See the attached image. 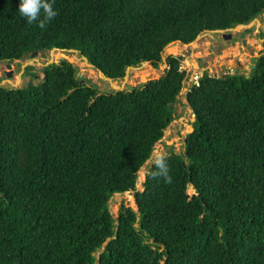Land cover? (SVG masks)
I'll list each match as a JSON object with an SVG mask.
<instances>
[{
  "label": "trees",
  "instance_id": "trees-1",
  "mask_svg": "<svg viewBox=\"0 0 264 264\" xmlns=\"http://www.w3.org/2000/svg\"><path fill=\"white\" fill-rule=\"evenodd\" d=\"M19 3L0 0V64L56 48L113 80L146 62L167 69L131 93L78 83L67 60L40 85L0 87V264H264V57L248 76L191 85L193 131L166 156L172 183L151 165L137 190L187 75L165 49L248 25L264 0H55L44 29ZM128 192L138 210L115 218L110 201Z\"/></svg>",
  "mask_w": 264,
  "mask_h": 264
},
{
  "label": "rangeland",
  "instance_id": "rangeland-1",
  "mask_svg": "<svg viewBox=\"0 0 264 264\" xmlns=\"http://www.w3.org/2000/svg\"><path fill=\"white\" fill-rule=\"evenodd\" d=\"M259 23H262V26L264 25V13L258 20L252 22L249 25L250 27L227 31V34H232L234 36L231 40H225L223 32H205L189 46L177 42L169 45L165 49L163 58L166 59L170 55L181 57V68L183 71H186L187 75L184 82L185 86L178 97V102L175 104L176 119L166 129L163 139L156 144L154 150L162 152L166 156L172 151L175 153H182L184 151L186 136L193 131V123L195 121V116L187 104L186 95L191 85L200 79L203 71H209L210 76H214L213 68H216L218 71L217 77L235 73L245 74L246 76L249 75V67L247 65H250L252 56L246 46H243L242 41L247 40L248 45L255 50V56L258 57V51L262 49V43L257 40V33L262 29ZM248 28L250 31H246L244 36H241L240 33ZM61 58L72 63L82 74L89 77L91 82L98 84L100 92H104L107 84H110L109 89L113 92L127 90L128 85L136 86L145 81L146 77L149 75H152L154 79L161 78L167 69L165 64H162L159 69H156L151 64L144 63L130 69L126 78L114 80V82L110 83L108 80L104 79L101 72L93 68L79 52L51 50L47 52L46 56L39 54L35 59H32L31 55H29L18 62H14L11 69L14 75L11 79L7 78L5 75V72L11 71L4 65L7 63H1L0 87H24L32 79L31 76H27L26 73L23 72V69L26 67V70L29 66H34L35 68L33 71V73L36 74L34 76V84L42 81L41 78L44 77V74L41 73V69L45 68V65L51 61L56 62ZM17 64H19V67ZM239 66L243 68H238ZM38 74H41V78L39 79H37ZM150 160L142 168L143 180H141L142 175L139 172L137 184L138 191L143 190L142 184L151 166ZM189 194H194L192 187L189 188ZM122 204L134 211L138 209L133 192L115 195L110 201L111 213L115 218L118 217L119 209Z\"/></svg>",
  "mask_w": 264,
  "mask_h": 264
},
{
  "label": "clouds",
  "instance_id": "clouds-1",
  "mask_svg": "<svg viewBox=\"0 0 264 264\" xmlns=\"http://www.w3.org/2000/svg\"><path fill=\"white\" fill-rule=\"evenodd\" d=\"M54 3L55 0H20L18 11L21 16L26 18L29 24L38 22V27L44 29L46 28L47 24L50 23L58 15V12L54 9ZM18 61L20 60H17L15 62ZM150 164L154 169L148 174L151 179L156 180L162 178L166 184L172 183V177L170 175L167 157L164 153L154 150L152 152ZM138 171L143 177V169H139Z\"/></svg>",
  "mask_w": 264,
  "mask_h": 264
},
{
  "label": "water",
  "instance_id": "water-1",
  "mask_svg": "<svg viewBox=\"0 0 264 264\" xmlns=\"http://www.w3.org/2000/svg\"><path fill=\"white\" fill-rule=\"evenodd\" d=\"M257 19H255L254 21H256ZM253 21V22H254ZM250 25V24H249ZM249 25H239V26H237L236 28H234V29H229V30H224V31H222V30H217V31H208V32H223L224 33V38H225V40H230L231 39V37H232V35L231 34H227L226 32L227 31H232V30H235V29H238V28H244V27H250ZM197 40V39H196ZM195 40V41H196ZM194 41V42H195ZM175 43H177V42H173V43H171V44H175ZM243 46H246V48L250 51V54H251V56H252V58H251V61H250V65H249V74H251L254 70H255V67H256V60H257V57L255 56L256 55V52H255V50H253L249 45H248V41L247 40H243ZM170 44V45H171ZM191 44H193V43H190V44H187L186 46H189V45H191ZM53 51H59V49H56V48H54L53 49ZM62 51H67V52H69V51H73V52H78V51H75V50H62ZM47 52L48 51H42V52H38V51H35V52H33L32 54H31V58L32 59H35V57H37L39 54L40 55H42V56H46L47 55ZM87 62H88V60L85 58V57H83ZM65 61V59H63V58H61V59H59V61H56V62H53V61H51L50 63H48L47 65H45V67H47V66H50V65H52V64H59V63H62V62H64ZM15 62V61H14ZM14 62H9V63H7V69H9V70H11L12 69V64L14 63ZM147 63V62H146ZM144 64V63H143ZM93 68H94V66L93 65H91ZM26 68V67H25ZM25 68H24V70H25ZM134 67H129L128 69H127V73H128V71L130 70V69H133ZM238 68H243V67H238ZM100 72V71H99ZM14 72L11 70V71H9V72H5V75L7 76V78H9V79H11V78H13V74ZM41 73H43L44 74V77L43 78H41V74H38L37 75V79H39V78H41L42 79V81H39V82H37V84L38 85H40V84H42L44 81H46L47 80V78H46V71H45V68H43V69H41ZM126 73V76H125V78L127 77V74ZM101 74H102V76L104 77V79H106V80H108L110 83H112L114 80L113 79H111V78H109V77H107L104 73H102L101 72ZM204 71L202 72V77L204 76ZM164 76V75H163ZM162 76V77H163ZM226 77H227V75H225ZM213 77H215V78H217V76H213ZM75 79H76V81L78 82V83H86L89 87H93V88H95V89H97V90H100V87H99V85L98 84H95L94 82H91V80H90V78L89 77H87V76H85L84 74H82L81 73V71L79 70V69H76L75 70ZM152 80H155L154 79V77L152 76V75H149L148 77H146V80L145 81H143V82H141V83H139V84H137L136 86H132V85H128V88H127V90H128V92L129 93H131V92H133V91H135V89H141V88H143V87H145V85L147 84V82H149V81H152ZM31 86H34V79H31L29 82H28V84H27V87H31ZM19 87H15V89H18ZM110 84H107V86H106V88H105V90H104V93H106V94H112L113 93V91H111L110 89ZM187 104H188V106H189V102L187 101ZM190 107V106H189ZM137 208H138V206H137ZM138 210V209H137Z\"/></svg>",
  "mask_w": 264,
  "mask_h": 264
},
{
  "label": "flooded vegetation",
  "instance_id": "flooded-vegetation-1",
  "mask_svg": "<svg viewBox=\"0 0 264 264\" xmlns=\"http://www.w3.org/2000/svg\"><path fill=\"white\" fill-rule=\"evenodd\" d=\"M260 18V17H259ZM258 20V19H257ZM261 26H262V23H259ZM255 29V28H254ZM249 30V28L248 29H245L242 33H240L241 34V36H244V34L246 33V31H248ZM250 31V30H249ZM247 34H250V33H247ZM246 34V35H247ZM232 35V34H231ZM232 38H234V36L232 35V37H231V39ZM230 39V40H231ZM257 40H258V42H261L262 43V49L260 50V51H258V57H257V60H256V62L260 59V58H262V57H264V25L262 26V29L261 30H259L258 31V33H257ZM243 42V41H242ZM5 66H7V64H4ZM18 65V67H19V64H17ZM248 67H249V65H247ZM232 70H233V68H232ZM213 74H214V76H217L218 75V71H217V69L216 68H213ZM246 71V70H245ZM23 72L24 73H26V70H24L23 69ZM204 73H205V71H204ZM207 73L209 74L210 72L209 71H207ZM248 73H249V71H248ZM210 75V74H209ZM202 77V76H201ZM200 77V78H201ZM222 77V76H221Z\"/></svg>",
  "mask_w": 264,
  "mask_h": 264
},
{
  "label": "bare ground",
  "instance_id": "bare-ground-1",
  "mask_svg": "<svg viewBox=\"0 0 264 264\" xmlns=\"http://www.w3.org/2000/svg\"><path fill=\"white\" fill-rule=\"evenodd\" d=\"M114 82V81H113ZM115 87V86H114ZM143 178V177H142ZM142 178H141V180H142Z\"/></svg>",
  "mask_w": 264,
  "mask_h": 264
},
{
  "label": "built area",
  "instance_id": "built-area-1",
  "mask_svg": "<svg viewBox=\"0 0 264 264\" xmlns=\"http://www.w3.org/2000/svg\"><path fill=\"white\" fill-rule=\"evenodd\" d=\"M195 83H197V82H195Z\"/></svg>",
  "mask_w": 264,
  "mask_h": 264
}]
</instances>
